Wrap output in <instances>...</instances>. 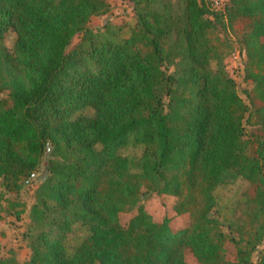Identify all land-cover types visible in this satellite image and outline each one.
<instances>
[{"label": "trees", "instance_id": "16d2710c", "mask_svg": "<svg viewBox=\"0 0 264 264\" xmlns=\"http://www.w3.org/2000/svg\"><path fill=\"white\" fill-rule=\"evenodd\" d=\"M128 1L135 23L119 38L89 28L107 13L103 0H0L4 190L17 193L48 151L25 264H188L187 252L198 264H250L254 253L264 264V0H227L214 13L204 0H179L176 11ZM218 22L245 50L248 105L222 67L229 46ZM85 107L93 117L75 116ZM128 145L144 148L139 174L119 154ZM237 177L248 187L225 234L213 193ZM147 194L173 197L172 215L153 219L141 204ZM122 213H134L126 225ZM178 216L187 223L173 231ZM75 223L89 235L68 256Z\"/></svg>", "mask_w": 264, "mask_h": 264}, {"label": "rangeland", "instance_id": "374dc122", "mask_svg": "<svg viewBox=\"0 0 264 264\" xmlns=\"http://www.w3.org/2000/svg\"><path fill=\"white\" fill-rule=\"evenodd\" d=\"M109 6L105 15L93 17L89 23V28L97 32H118L119 38H127L130 30L135 23L133 17L132 5L128 0H103ZM210 12L216 11L210 6L209 0H204ZM158 6L162 7L168 4L174 11L181 8L179 0H157ZM220 12V11H218ZM209 17L213 19V15ZM216 30L220 38L224 39L229 46L228 54L221 61L225 73L234 80L238 95L245 104L248 103L247 93L250 90V84L244 81V67L246 55L243 46L237 38L230 32L228 26L223 22L216 23ZM15 34L13 30L8 29L4 35V44L9 51L13 50ZM76 38L72 45L77 44ZM217 62H210V70L217 69ZM165 70L172 73L175 68L165 66ZM5 94L0 93V98ZM167 102V99L165 98ZM82 115L93 117L94 111L90 107H85L75 113V116ZM253 119L244 122L246 135L251 130ZM143 146H124L119 149V154L124 156L129 163V170L132 173L141 172L140 159L143 153ZM48 151L42 159V163L34 174L26 179H22V187L17 193L6 192L0 181V258L4 260H13L15 264H25L31 255L30 241L31 238L39 231L35 227L32 217L31 208L35 203V193L38 186L46 177V162ZM248 187V182L241 177L227 178L224 182L216 186L214 190L215 207L212 211L213 218L218 221L219 228L225 234H228V226L232 221L234 209L237 204L244 201L243 193ZM174 198L170 196H160L156 194H147L142 197L141 204L153 219L161 220L166 215H172L171 208ZM134 213L120 214L119 219L123 225H126L129 218ZM187 223L185 216H178L172 219L171 228L177 231ZM89 235V230L81 223H75L71 231L67 234L65 240L66 254L71 256L75 249ZM226 249L230 259L235 256V249L231 243L226 244ZM188 264H198L190 252L186 253ZM250 264H258V253H254Z\"/></svg>", "mask_w": 264, "mask_h": 264}, {"label": "built area", "instance_id": "2783aa9c", "mask_svg": "<svg viewBox=\"0 0 264 264\" xmlns=\"http://www.w3.org/2000/svg\"><path fill=\"white\" fill-rule=\"evenodd\" d=\"M227 4V0H212L211 6L214 10L223 12Z\"/></svg>", "mask_w": 264, "mask_h": 264}]
</instances>
